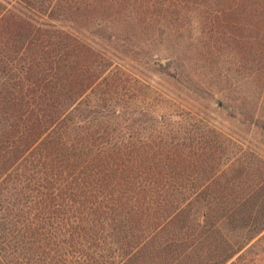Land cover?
<instances>
[{
    "label": "trees",
    "instance_id": "16d2710c",
    "mask_svg": "<svg viewBox=\"0 0 264 264\" xmlns=\"http://www.w3.org/2000/svg\"><path fill=\"white\" fill-rule=\"evenodd\" d=\"M117 25L264 74V0H0V264H264V158L115 59Z\"/></svg>",
    "mask_w": 264,
    "mask_h": 264
},
{
    "label": "rangeland",
    "instance_id": "374dc122",
    "mask_svg": "<svg viewBox=\"0 0 264 264\" xmlns=\"http://www.w3.org/2000/svg\"><path fill=\"white\" fill-rule=\"evenodd\" d=\"M205 11L208 9L179 10L191 15ZM106 33L113 36L114 42L109 44L118 51L115 59L172 98L180 110L208 121L264 158L262 72H248L227 50L203 57L193 30L170 28L158 36L150 30L117 25L107 27ZM167 61H172L169 68L164 64ZM236 65L243 68L236 71Z\"/></svg>",
    "mask_w": 264,
    "mask_h": 264
}]
</instances>
